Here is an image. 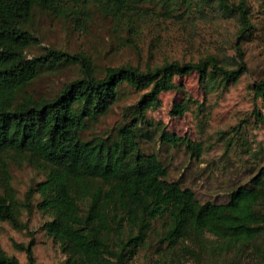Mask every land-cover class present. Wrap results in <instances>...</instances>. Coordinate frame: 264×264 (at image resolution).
<instances>
[{
	"label": "trees",
	"instance_id": "1",
	"mask_svg": "<svg viewBox=\"0 0 264 264\" xmlns=\"http://www.w3.org/2000/svg\"><path fill=\"white\" fill-rule=\"evenodd\" d=\"M132 36L144 26L164 30L196 26L206 20H235L233 47L227 63L209 56L197 61H165L140 69L120 65L98 77L83 54L53 48L39 56L27 51L39 44L29 27L35 11L71 18L89 17L88 5ZM252 9L246 0H0V222L26 231L30 240L15 245L34 264V235L20 218L34 208L48 217L43 229L66 257V264H131L150 243L163 264H176L178 254L195 264H239L244 254L264 252L256 244L264 237V165L245 185L231 191L223 203L200 202L194 192L167 179L154 153H145L140 136L156 131L161 145L183 146L199 160L200 144L168 133L146 117L160 108V95L179 89L176 78L191 73L212 90L225 91L248 72L241 45L255 35ZM77 65L80 77L66 83L51 99L35 100L27 88L40 72ZM124 88L140 93L125 107L123 121L100 134L88 133L108 114ZM252 108L247 119L221 137H235L248 154L244 135L248 122L259 128L264 117V79L249 87ZM197 106V108H199ZM184 103H173L170 117H181ZM10 163H27L43 179L30 187L21 202L11 183ZM0 264H21L0 246Z\"/></svg>",
	"mask_w": 264,
	"mask_h": 264
},
{
	"label": "rangeland",
	"instance_id": "2",
	"mask_svg": "<svg viewBox=\"0 0 264 264\" xmlns=\"http://www.w3.org/2000/svg\"><path fill=\"white\" fill-rule=\"evenodd\" d=\"M252 9L251 23L256 32L241 45L248 72L225 91L212 90L199 83L198 75L191 73L176 78L179 89L160 95L161 105L147 112V119L159 122L165 130L177 137H188L200 144L199 160H193L186 149L179 146L161 145L156 131H143L140 143L145 153H154L167 170V179L190 188L200 202H225L232 190L245 185L257 170L264 165V126L257 128L250 121L244 135L248 139V154L237 148L235 137L227 144L222 138L230 128L248 118L252 108L250 85L264 79V0H246ZM89 17L78 15L71 18L35 11L29 27L39 44L28 49L27 56H39L45 49H56L69 54H83L98 77L105 69L120 65H132L140 69L156 67L165 61L189 62L213 56L224 63L235 57L233 47L238 29L235 20H206L196 26L175 25L164 30L144 26L132 36L136 48L129 43L131 35L116 27L115 22L97 12L94 4L88 5ZM80 77L77 65H61L55 71H41L27 88L35 100L51 99L64 84ZM140 93L124 88L121 98L110 112L91 126L88 133H105L123 121L125 107L133 105ZM184 103L188 110L181 117H170L173 103ZM197 108V106H199ZM260 106V107H259ZM264 117V104L258 103ZM11 183L22 202L27 190L40 182L43 175L27 163L9 166ZM22 210L20 218L34 235V264H66V257L59 245L46 234L44 224L50 220L38 212L34 205ZM30 236L18 231L7 222H0V246L9 256L26 264L24 252L15 245H26ZM264 252V237L257 243ZM155 244L144 248L131 264H163L156 253ZM256 254H244L239 264H259ZM176 264H195L190 257L178 254Z\"/></svg>",
	"mask_w": 264,
	"mask_h": 264
}]
</instances>
